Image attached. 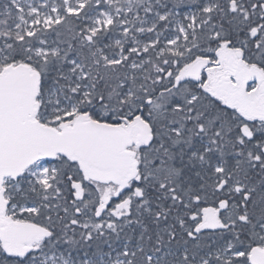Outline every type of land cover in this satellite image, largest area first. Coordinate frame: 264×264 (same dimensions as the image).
Instances as JSON below:
<instances>
[{
    "label": "snow or ice",
    "instance_id": "1",
    "mask_svg": "<svg viewBox=\"0 0 264 264\" xmlns=\"http://www.w3.org/2000/svg\"><path fill=\"white\" fill-rule=\"evenodd\" d=\"M0 264H264V0H0Z\"/></svg>",
    "mask_w": 264,
    "mask_h": 264
}]
</instances>
